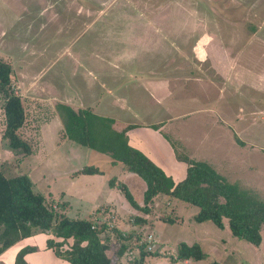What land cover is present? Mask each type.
<instances>
[{"label":"rangeland","instance_id":"rangeland-1","mask_svg":"<svg viewBox=\"0 0 264 264\" xmlns=\"http://www.w3.org/2000/svg\"><path fill=\"white\" fill-rule=\"evenodd\" d=\"M154 37H167L168 43L172 37L184 39L179 44L185 50L186 59L180 61L185 73L178 74L173 65L177 55L169 52L166 69L172 73L164 78L170 88L180 89L168 91L164 103L139 105L149 92L139 88L144 76L138 70L151 53L144 44ZM208 51H219L217 62L220 51L228 53L229 65L222 59L214 67ZM0 56L12 64V85L29 112L21 132L38 145L28 156L5 147L0 106V167L7 176L27 174L61 215L152 234L154 244L147 250L159 255L149 256L146 264H264V243L257 248L213 221L198 222L200 208L179 199L159 196L147 224L133 225L137 211L124 207L131 206L129 200L110 180L115 177L116 183L133 188L137 202L144 181L134 174L136 178L123 181L126 167L113 165L108 154L61 140L63 123L57 110L60 103L87 108L93 93L102 105L94 111L108 116L114 109L113 127L119 131L133 123L152 129L164 120L153 129L165 136L177 159L207 161L229 182L264 200V0H0ZM132 60L134 65L128 63L134 79L122 74L125 62ZM191 73L195 80L187 77ZM172 74L179 82L170 83ZM107 95L117 96L116 107L104 101ZM129 100L150 117L143 113V122H135V114L123 105ZM167 160L165 171L179 179L181 167L170 166L173 158ZM87 164L104 173L72 178ZM168 217L175 222H166ZM110 235L117 243L116 234ZM50 238L61 240L52 233L35 240L41 248L35 249L37 261L30 264H70L47 250ZM181 242L199 243L208 257L180 258ZM17 244L0 255V264H15L24 249L16 251ZM135 256L136 250L135 255L129 251L114 261L130 264Z\"/></svg>","mask_w":264,"mask_h":264},{"label":"trees","instance_id":"trees-1","mask_svg":"<svg viewBox=\"0 0 264 264\" xmlns=\"http://www.w3.org/2000/svg\"><path fill=\"white\" fill-rule=\"evenodd\" d=\"M13 71L12 64L0 56V106L5 115L2 139L5 147L17 156H28L36 151L38 145L21 132L28 124L29 112L22 97L15 93L11 77ZM57 110L64 126L60 131L61 140H70L108 154L113 165L123 164L144 181L143 196L137 202L126 183H116L115 177L110 180V185L117 186L137 211L133 214V225H146L157 198L167 196L170 200L175 198L198 206L200 210L195 217L198 222L213 221L219 228H228L233 236L245 239L257 248L264 243V200L229 182L209 162L179 158L184 162L185 169L182 178L177 181L142 150L129 143L127 132L137 125L130 124L119 131L113 127L114 118L98 115L89 107L75 108L60 103ZM160 126L162 123L153 125V128L159 129ZM35 129L38 130V127ZM236 140L245 145L238 136ZM76 172L72 178L103 174L104 170L87 164ZM57 208L35 188L27 174L9 177L0 167V255L21 240L38 233H52L61 238L60 241L48 239L47 247L70 264H116L115 257L121 259L129 251L135 255V250L138 256L130 264H146L149 256L159 255L148 251L146 243L142 242L148 234L135 229L122 230L105 222L96 224L92 218H71L59 214ZM165 221L175 222L169 217ZM94 225L96 227L93 228ZM110 233L116 234L117 243L113 242ZM71 239L72 243L69 242ZM35 249L30 246L22 249L15 264H30L26 255ZM178 252L183 259L199 261L208 257L196 242H181Z\"/></svg>","mask_w":264,"mask_h":264},{"label":"crops","instance_id":"crops-1","mask_svg":"<svg viewBox=\"0 0 264 264\" xmlns=\"http://www.w3.org/2000/svg\"><path fill=\"white\" fill-rule=\"evenodd\" d=\"M167 37H154L152 40H148V42L146 44H144L146 47H148V53H150L149 56H146L142 65L140 66V69L138 70L141 75L144 76V81L142 84H140L139 88L145 89L147 90L148 96L147 97H143V101L140 103H138L139 105H142L144 103H149V106H156L157 104H160L161 102L164 103L165 101H167L166 94L168 93V91H176L178 89H180V87H169V82L167 79H165L164 77H166L169 73H172V71L166 69V66H168L167 60L168 57L167 54H169V52H171L170 54L175 53L177 55V59L174 61L175 64H172L175 66V68H177V71L179 72L178 74H181V76H183V74L185 72L181 71V66H180V61H184L185 58V54L183 53V51H185L183 49V45L182 47L180 46L179 42H183L184 39H181L179 37H172L171 42L168 43L167 39H165ZM142 44V43H141ZM151 46V49L149 48ZM191 46H193L191 44ZM168 48V49H167ZM192 50V49H190ZM198 47L196 48V52H198ZM187 51V50H186ZM211 53V55L213 56L212 61L214 63V67L216 66H220L222 63V59L224 61L225 64V60H227V64L229 65V59L231 58L228 53L220 51V55H222L221 60L220 61H216V58L218 57L217 51H208ZM154 55V56H153ZM172 61V60H171ZM128 62H131L134 65L133 60L132 61H126L125 64L127 65V71H122V74H127L129 76H131L133 79L134 77H136L133 72L130 71V69L132 68V65L129 64ZM193 62V61H191ZM100 63H102V56L100 59ZM157 66H161V68H164V71H160L158 69ZM187 70V69H186ZM130 71V72H129ZM118 72V71H117ZM121 71H119L120 73ZM156 74L155 77H150L148 78V75L151 74ZM91 74V72H90ZM173 75V74H172ZM95 76V74H94ZM174 76V75H173ZM175 77V76H174ZM187 77H189V79H193L195 80L196 77H193V74L191 73L190 75H187ZM170 83H174V82H179V78L175 77L174 80H170ZM102 87L103 84L101 83ZM135 87V86H134ZM134 87H131L134 89ZM129 88V87H127ZM178 88V89H177ZM137 89V87H136ZM112 90V88H111ZM163 91V92H162ZM134 93V90H133ZM92 97H88L87 99L90 100V103H86V106H91V108L93 109V111L96 109V107H100V105H98V102L101 101L100 98H96L99 97V95L94 96L95 99L97 101H93V93H90ZM163 95V96H162ZM165 95V97H164ZM113 96V97H112ZM116 95H107V98L104 100L105 102H108L111 104H116L118 102V100H116ZM125 97H129V96H124L123 99L125 100ZM164 97V98H163ZM123 101V100H121ZM120 101V103H121ZM124 107L128 108V110H130L131 114H135L134 120L135 122H143V120H141V115L144 116H148L150 117V115L146 112H144V110H139V109H135V103L133 100H129V101H124L123 102ZM115 106V105H114ZM116 107V106H115ZM119 107V106H118ZM110 112L111 114H108V116L106 117H111L114 118L115 116H113L112 114L114 113V109H111ZM95 112V111H94ZM100 112H102L103 114H106V111L100 110ZM96 113V112H95ZM99 115V114H98ZM102 116V115H101ZM115 119V118H114ZM162 124H164V120L161 121ZM159 123V124H161ZM135 125H137V127L129 130L128 137H129V142L132 146L142 150L145 154H147L156 164H158L161 168H163L165 170V161H169V159L173 158L174 160H172V164H170V166H173L174 168H176L177 166L181 167L180 168V174L181 176L179 177V179L174 178L175 180H180L184 174V169H185V164L183 161H181L180 159H177L176 154L173 151V148L171 146V144L169 143V141L165 138V136L163 134H161L158 130L155 129H151L148 126H141L137 123H133ZM63 129V126H62ZM138 136V137H137ZM98 152V151H97ZM175 163V165H174ZM182 165H181V164ZM177 164V166H176ZM180 164V165H179ZM176 166V167H175ZM129 172V173H127ZM134 173H131L130 171L126 170V175H123V181H127L128 177L130 176V178H136V177H132ZM168 174V173H167ZM135 175V174H134ZM127 177V178H126ZM174 177V176H173ZM131 186V185H130ZM144 190V189H143ZM142 190V191H143ZM133 195H135L136 191L132 188ZM125 196V195H124ZM142 198V197H141ZM141 201V199H140ZM125 208H127V210H129L131 213L135 212L136 210L131 206L128 205H124ZM86 218V217H85ZM95 219V218H93ZM46 233H38L35 234L33 236H30L28 238H25L23 240H21L16 248V251L20 250L21 248H25L27 246L30 247H36L38 248V244L39 243H35L34 241L37 240V242H39L40 237L42 235H45ZM41 246H39L38 249H40ZM47 250H49L47 248ZM38 251V250H37ZM37 252H31L27 255L30 256V259L27 256V260H30L28 262H31L32 260L34 262H36L37 260V256H35ZM67 262V261H66ZM61 264V263H58ZM63 264H67V263H63Z\"/></svg>","mask_w":264,"mask_h":264},{"label":"built area","instance_id":"built-area-1","mask_svg":"<svg viewBox=\"0 0 264 264\" xmlns=\"http://www.w3.org/2000/svg\"><path fill=\"white\" fill-rule=\"evenodd\" d=\"M96 227L95 225L93 226V228ZM142 242H145L147 244V247L149 249H152L153 244H154V239H153V235L152 234H148L144 240H142Z\"/></svg>","mask_w":264,"mask_h":264}]
</instances>
